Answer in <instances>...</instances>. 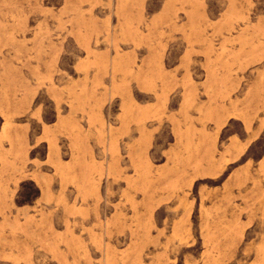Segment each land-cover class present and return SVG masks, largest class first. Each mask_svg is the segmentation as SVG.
Returning <instances> with one entry per match:
<instances>
[{"label":"rangeland","instance_id":"obj_1","mask_svg":"<svg viewBox=\"0 0 264 264\" xmlns=\"http://www.w3.org/2000/svg\"><path fill=\"white\" fill-rule=\"evenodd\" d=\"M0 264H264V0H0Z\"/></svg>","mask_w":264,"mask_h":264},{"label":"bare ground","instance_id":"obj_2","mask_svg":"<svg viewBox=\"0 0 264 264\" xmlns=\"http://www.w3.org/2000/svg\"><path fill=\"white\" fill-rule=\"evenodd\" d=\"M134 142V141H133ZM188 147V146H187ZM77 154V153H76ZM213 164V163H212ZM72 165V164H71ZM170 165H171V163H170ZM70 168V167H69ZM68 169V168H67ZM110 170V169H109ZM166 172V171H165ZM66 175V174H65ZM112 175V174H111ZM75 177V176H74ZM89 180V179H88ZM191 180V179H190ZM92 183V182H91ZM91 185V184H90ZM86 189V188H85ZM84 189V190H85ZM85 192V191H84ZM86 193V192H85ZM205 209V208H204ZM117 215V214H116ZM118 216V215H117ZM135 217V216H134ZM184 220V219H183ZM180 222V221H179ZM178 225V224H177Z\"/></svg>","mask_w":264,"mask_h":264}]
</instances>
